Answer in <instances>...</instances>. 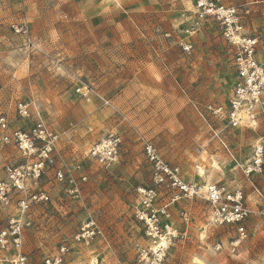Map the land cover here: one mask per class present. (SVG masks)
Listing matches in <instances>:
<instances>
[{"label": "rangeland", "instance_id": "374dc122", "mask_svg": "<svg viewBox=\"0 0 264 264\" xmlns=\"http://www.w3.org/2000/svg\"><path fill=\"white\" fill-rule=\"evenodd\" d=\"M5 2L7 7L0 12V113L21 125L24 121L14 115V103L35 101L48 127L60 136L55 164L74 178L81 172L87 175L74 197L65 191L66 184L54 181L51 170L47 172L40 185L50 201L34 208L31 226L23 235L27 264H44L62 245L68 250L60 264H145L139 260L138 247L146 246L147 240L133 216L137 188L150 184L140 137L178 167L183 182L240 185L246 204L264 212V158L262 171L248 178L238 166L264 135L261 127L222 132L234 159L210 139L207 124L214 128L217 124L205 106L229 97L233 52L215 20L191 28L193 0ZM221 2L250 9L243 29L258 38L264 53V0ZM19 23L28 26V41L12 32L11 24ZM188 29L192 31L187 33ZM185 45L190 47L185 50ZM77 87L90 89L89 100L75 92ZM111 132L123 142L118 162L103 168L85 154ZM20 160L11 146L0 142V179L6 165ZM173 193H178L176 188L162 190L159 202L169 201ZM169 210L178 235L164 264H264L260 227L264 214L249 221L250 234L241 252L229 253L222 244L228 245L235 232L211 225L210 207L202 199L181 194ZM12 213V207L0 208V228ZM87 218L96 221L102 236L75 242ZM9 256L0 250V264H9Z\"/></svg>", "mask_w": 264, "mask_h": 264}, {"label": "built area", "instance_id": "2783aa9c", "mask_svg": "<svg viewBox=\"0 0 264 264\" xmlns=\"http://www.w3.org/2000/svg\"><path fill=\"white\" fill-rule=\"evenodd\" d=\"M193 9L195 20L191 28L194 30L204 20H215L222 38L232 48L234 80L231 93L224 103L205 106V112L217 124L215 128L207 124L210 139L217 140L234 159L221 137L223 131L243 126L250 129L261 127L264 133V53L260 52L258 38L244 32L243 20L250 12L246 6L225 5L221 0H193ZM10 27L15 35L29 40V28L25 23L11 24ZM189 47L185 45L184 49ZM75 92L89 100L90 89L87 87H77ZM13 108L16 118L24 122L14 125L0 113V142L11 146L21 160L6 165L4 178L0 179V208L14 209L0 228V250L10 252L6 259L9 264H27L23 235L31 226L34 208L50 201L48 191L40 185L47 172L51 170L54 181L66 184L65 191L74 197L79 194V183L86 181L87 175L81 172L78 178H74L69 170L55 164L60 136L48 127L35 101L19 100ZM263 138L264 135L255 141L246 162L238 164L247 178L262 171ZM140 140L150 165V184L137 188L138 202L133 211L147 240L146 246L138 247L139 260L145 264H164L167 250L178 235L169 206L181 194L200 198L210 207L211 225L228 226L234 230L227 246L230 253H235L250 234L249 221L257 215L246 205L243 189L213 182L185 183L178 177V167L165 160L152 142L143 137ZM122 142L118 133H106L87 149L85 155L90 162L109 168L118 162ZM74 167L81 169L80 164ZM169 188H176L178 193H173L169 201L160 203L161 191ZM181 216L186 219L184 212ZM261 232L264 235V222ZM100 236L99 225L93 218H87L76 232L74 241L88 243ZM214 248L221 250V244ZM67 250L66 245L60 246L58 254L46 258L44 264H60L62 254Z\"/></svg>", "mask_w": 264, "mask_h": 264}, {"label": "crops", "instance_id": "0c3cea01", "mask_svg": "<svg viewBox=\"0 0 264 264\" xmlns=\"http://www.w3.org/2000/svg\"><path fill=\"white\" fill-rule=\"evenodd\" d=\"M6 0H0V12H2L1 10L2 9H4V8H6L7 6H6V2H5ZM27 20V19H26ZM38 109H39V106H38ZM39 112H40V114H41V116H42V118L44 119V116L42 115V112L40 111V109H39ZM45 121V120H44ZM232 130V129H231ZM226 131V130H225ZM254 145V144H253ZM253 147V146H252ZM252 149V148H251ZM231 160V159H230ZM232 162H231V164L232 165H234V160H231ZM235 165H236V167H237V164L235 163ZM198 168V167H197ZM229 187H241L240 185H236V184H233V185H231V186H229ZM242 188V187H241ZM245 196V195H244ZM258 202V201H257ZM246 203V202H245ZM247 205V204H246ZM248 206V205H247ZM249 207V206H248ZM253 212H257V215H255V220H257L256 219V217L257 218H261V217H259L260 215H259V213L260 214H264V212L263 211H260V209H258V208H251V207H249ZM264 222V221H263ZM260 227H262V225H260ZM242 244H243V242L240 244V246H239V248L237 249V253L239 252H241L240 250H241V248H242ZM222 246H223V249L225 248V249H228V246L227 245H224V244H222ZM222 249V250H223ZM230 253V252H229Z\"/></svg>", "mask_w": 264, "mask_h": 264}, {"label": "bare ground", "instance_id": "6f19581e", "mask_svg": "<svg viewBox=\"0 0 264 264\" xmlns=\"http://www.w3.org/2000/svg\"><path fill=\"white\" fill-rule=\"evenodd\" d=\"M91 264H94V263H91Z\"/></svg>", "mask_w": 264, "mask_h": 264}]
</instances>
